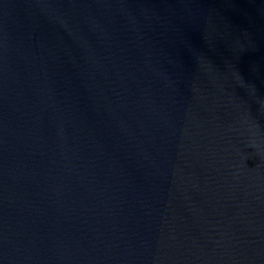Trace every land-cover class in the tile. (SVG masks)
<instances>
[{"label":"water","instance_id":"1","mask_svg":"<svg viewBox=\"0 0 264 264\" xmlns=\"http://www.w3.org/2000/svg\"><path fill=\"white\" fill-rule=\"evenodd\" d=\"M0 264H264V0H0Z\"/></svg>","mask_w":264,"mask_h":264}]
</instances>
